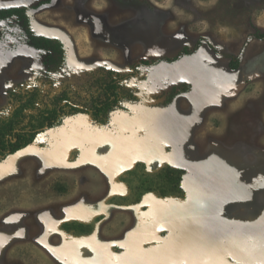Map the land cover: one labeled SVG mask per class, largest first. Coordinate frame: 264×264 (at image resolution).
Returning a JSON list of instances; mask_svg holds the SVG:
<instances>
[{
    "label": "rangeland",
    "instance_id": "374dc122",
    "mask_svg": "<svg viewBox=\"0 0 264 264\" xmlns=\"http://www.w3.org/2000/svg\"><path fill=\"white\" fill-rule=\"evenodd\" d=\"M12 7L67 48L70 74L45 88L104 67L130 74L137 101L107 126L70 116L0 162V264H264V0H0ZM16 17L0 20V115L46 68ZM165 165L185 171L183 197L122 199ZM72 220L91 231H64Z\"/></svg>",
    "mask_w": 264,
    "mask_h": 264
},
{
    "label": "trees",
    "instance_id": "16d2710c",
    "mask_svg": "<svg viewBox=\"0 0 264 264\" xmlns=\"http://www.w3.org/2000/svg\"><path fill=\"white\" fill-rule=\"evenodd\" d=\"M17 16L20 28L25 32L27 44L40 48L46 47L50 49L52 55L49 58L50 67L47 73V83L50 73L70 74L64 65V50L61 43L50 39L40 37L31 30L27 17V8L12 7L1 9L0 20L8 17ZM264 38V34L259 35ZM188 53L186 49L182 50L171 60H177L183 54ZM141 64L146 65L143 61ZM231 68H237L238 59L231 61ZM78 73V72H76ZM90 78L83 79L78 86L64 85L58 92L53 88L33 90L27 93L25 100L20 94H13L14 99L20 101L10 116L0 118V162L7 155L16 153L17 151L32 144L36 137L48 129L59 127L64 120L76 114H87L94 124L98 126H107L110 121V114L115 110H125L124 103H135L137 97L134 89L126 87L122 81L129 79L130 74L120 75L114 70L99 68L95 71L86 72ZM72 74H75L72 73ZM184 89L172 87L165 97L164 101L158 103L161 108L169 105L168 101L186 92L190 88V84L184 83ZM183 88V87H182ZM83 90L89 91V103L79 101ZM23 100V101H22ZM185 171L178 167L165 165L163 168L150 175H142L137 179L136 185L132 192L135 198L123 196V200L130 198V201L137 202L143 194L153 192L161 198L183 197L185 190L182 187V181ZM64 231L74 234H88L91 231L89 224L80 223L78 221H66L61 226Z\"/></svg>",
    "mask_w": 264,
    "mask_h": 264
},
{
    "label": "flooded vegetation",
    "instance_id": "af4514ba",
    "mask_svg": "<svg viewBox=\"0 0 264 264\" xmlns=\"http://www.w3.org/2000/svg\"><path fill=\"white\" fill-rule=\"evenodd\" d=\"M20 8H22V7H20ZM12 17V16H11ZM16 17V16H15ZM9 18V17H8ZM16 18H18V17H16ZM29 26H30V24H29ZM31 28V27H30ZM22 29V28H21ZM32 30V29H31ZM22 31L24 32V30L22 29ZM33 31V30H32ZM35 32V31H34ZM25 33V32H24ZM36 34V33H35ZM37 35V34H36ZM25 38H26V36H25ZM60 43V42H59ZM26 44H27V42H26ZM29 47H31V48H33V49H41V50H43L44 52H45V54H46V56L44 55V58H45V60H44V65L46 66V68H45V71H44V79L42 80V84L41 85H39V86H34L30 91H27V92H25V93H23V94H21V93H13V94H20L21 95V97L23 98V100H25L26 99V97H27V93H29V92H32L33 90H42V89H48V88H45V85H46V83H47V81H46V79H47V73H48V68L50 67V63H49V58H50V56L52 55V52L50 51V49H48V48H46V47H40V48H36V47H33V46H30L29 44H27ZM62 45V44H61ZM62 48H63V45H62ZM65 48H66V46H65ZM63 50H64V55H65V57H64V67L65 68H67L68 69V64H67V57H68V53H66L67 52V48L66 49H64L63 48ZM68 71H69V69H68ZM53 73V72H52ZM53 74H55V73H53ZM56 92H58V91H56ZM13 94H12V98H11V102L13 103V109H12V111H10L9 113H3V114H1L0 115V118H5V117H7V116H10L11 115V113L13 112V110L16 108V107H18L19 106V104H20V101H18V100H16V99H14V97H13ZM22 100V101H23ZM14 154V153H13ZM12 154H9V155H7L6 156V158L7 157H9V156H11ZM5 158V159H6ZM5 159H3L2 161H4Z\"/></svg>",
    "mask_w": 264,
    "mask_h": 264
},
{
    "label": "bare ground",
    "instance_id": "6f19581e",
    "mask_svg": "<svg viewBox=\"0 0 264 264\" xmlns=\"http://www.w3.org/2000/svg\"><path fill=\"white\" fill-rule=\"evenodd\" d=\"M58 38V37H57ZM60 39V38H59ZM63 40V39H62ZM63 43H68V41H66V40H63Z\"/></svg>",
    "mask_w": 264,
    "mask_h": 264
}]
</instances>
